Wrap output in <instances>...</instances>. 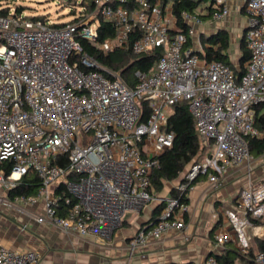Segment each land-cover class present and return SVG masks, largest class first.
I'll return each instance as SVG.
<instances>
[{
  "label": "built area",
  "instance_id": "2783aa9c",
  "mask_svg": "<svg viewBox=\"0 0 264 264\" xmlns=\"http://www.w3.org/2000/svg\"><path fill=\"white\" fill-rule=\"evenodd\" d=\"M213 2L212 19L222 20L228 13L225 0ZM93 5L87 13L80 7L76 22L59 27L15 10L0 15V188L8 194L29 173L40 182L35 195H0V205L42 200V215L22 210L35 223L110 239L127 213L154 199L150 176L173 141V133L165 131L167 118L173 105L185 102L208 154L189 166L158 221L131 240V256L149 238L184 229L188 206L182 197L199 176L216 189L229 168L250 171L254 158L247 138H264L254 123L255 108L264 106V0L244 1L243 42L249 57L240 75L202 58L197 13L181 12L182 33L171 1L93 0ZM99 21L116 30L103 43L97 42ZM75 36L105 54L130 47L134 55L160 49L161 56L149 72L136 71L129 88L84 54ZM142 103L148 108L144 121ZM3 165L10 167L8 175ZM225 216L226 229L214 237L217 248L233 236L246 254V229L264 241V225L254 222L264 220V182H249ZM38 257L0 245V264H36ZM254 262L264 264V253ZM188 264L217 263L209 255Z\"/></svg>",
  "mask_w": 264,
  "mask_h": 264
},
{
  "label": "crops",
  "instance_id": "0c3cea01",
  "mask_svg": "<svg viewBox=\"0 0 264 264\" xmlns=\"http://www.w3.org/2000/svg\"><path fill=\"white\" fill-rule=\"evenodd\" d=\"M244 1L225 0L228 13L219 21L212 19L215 9L213 0H206L196 11L200 16L201 24L196 26L195 30L203 54L207 46L204 40L222 32L228 39V49L225 53L229 57L230 66L235 67L236 70H239L240 43L243 41L247 21ZM209 5L212 6L210 15L206 10ZM238 33H240L237 39L239 51L238 55H234L232 42L236 40ZM188 168H185L176 180L165 182L160 192H153L154 199L141 210L127 213L121 226L108 240L99 239L94 235L80 237L69 234L48 222L37 224L22 212L23 210L42 215L44 213L42 200L13 208L0 205V245L15 252L36 253L39 256L36 264H188L202 263L209 255L220 254L225 248L236 247L239 250L235 237L232 236L222 248L215 246L214 237L226 229L225 212L234 209L240 190L246 188L249 182L256 184L264 182V155L254 158L250 171L245 166L229 168L220 176L221 183L216 189L205 176H199L192 189L185 194L188 209L183 214L184 229L169 231L157 239L149 238L145 246L135 248L130 256L131 240L140 230L149 228L153 224V217L154 220L159 219L166 201L175 196V187ZM0 195L10 198L9 193L2 191L1 188ZM162 204L160 213L154 215L155 209ZM257 221L254 222L264 225V220ZM245 232L249 248L256 251V240L261 239L255 236L251 229H246ZM258 254L260 253H256ZM235 264L248 263L237 261Z\"/></svg>",
  "mask_w": 264,
  "mask_h": 264
},
{
  "label": "trees",
  "instance_id": "16d2710c",
  "mask_svg": "<svg viewBox=\"0 0 264 264\" xmlns=\"http://www.w3.org/2000/svg\"><path fill=\"white\" fill-rule=\"evenodd\" d=\"M163 2H172V14L175 17L179 31L185 32V25L181 19V12L188 11L196 13L199 7L206 0H162ZM81 7L84 13L93 10V0H82ZM208 15L211 14L212 6H207ZM16 13H20L21 7H16ZM7 8L0 10V15L7 14ZM73 12V11H72ZM38 18V17H36ZM42 19V18H40ZM78 18H74L71 23L76 22ZM64 24H53L54 27H59ZM116 30L110 23L99 21L97 29V42L103 43L106 40L115 36ZM77 42L81 45L83 53L93 58L96 63L106 68L108 71L117 74L127 87L132 88L136 83L134 73L136 71L149 72L159 60L161 56L160 49H154L143 55H134L130 47L125 50H113L108 53H103L97 45H93L88 41L75 36ZM206 47L202 58L207 61H218L230 66L229 57L225 53L228 49V39L226 34L219 32L204 40ZM241 57L239 61V70L230 66L237 75L242 73L243 64L248 60L249 54L244 47V42L241 41ZM78 58H72L71 62L77 61ZM106 74V73H105ZM108 76V74H106ZM142 118L144 121L148 115L146 103H142ZM171 114L167 118L165 127L166 132L173 133V141L166 151L158 156V165L151 173L150 192L158 193L163 189L165 182L176 180L185 168L189 167L194 162H198L204 155V149L201 147V142L195 128L194 120L188 111L185 102H179L171 107ZM255 127L259 130H264V106L255 108L254 116ZM249 153L253 158H258L264 155V138H247ZM5 175L10 172L8 165H3L1 168ZM40 182L38 178L29 173L25 175L17 186L9 192V197L16 195H35ZM182 202L187 204V199L182 197ZM163 204L157 207L154 215L159 214ZM152 218V223H156ZM257 221V220H256ZM258 222V221H257ZM256 222V223H257ZM264 223V222H263ZM256 251L253 248H248L246 254H242L236 247L225 248L220 254L213 255L217 264H235L237 261H246L248 264H255L254 260L256 253H264V241L256 240Z\"/></svg>",
  "mask_w": 264,
  "mask_h": 264
},
{
  "label": "rangeland",
  "instance_id": "374dc122",
  "mask_svg": "<svg viewBox=\"0 0 264 264\" xmlns=\"http://www.w3.org/2000/svg\"><path fill=\"white\" fill-rule=\"evenodd\" d=\"M81 3L82 0H0V10L7 8V11L10 12L16 10V7H21L18 14L25 18L38 17L46 19L52 24H66L81 15ZM237 35L236 40L232 42L234 55H238L239 51L237 39H239L240 33ZM204 153L207 155L208 151L204 149Z\"/></svg>",
  "mask_w": 264,
  "mask_h": 264
},
{
  "label": "water",
  "instance_id": "95a60500",
  "mask_svg": "<svg viewBox=\"0 0 264 264\" xmlns=\"http://www.w3.org/2000/svg\"><path fill=\"white\" fill-rule=\"evenodd\" d=\"M246 31V28L244 29V32ZM156 221H158V219L156 220Z\"/></svg>",
  "mask_w": 264,
  "mask_h": 264
}]
</instances>
